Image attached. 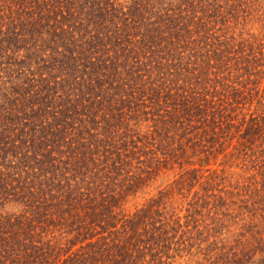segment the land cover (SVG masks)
I'll use <instances>...</instances> for the list:
<instances>
[{"label": "trees", "instance_id": "16d2710c", "mask_svg": "<svg viewBox=\"0 0 264 264\" xmlns=\"http://www.w3.org/2000/svg\"><path fill=\"white\" fill-rule=\"evenodd\" d=\"M236 1L0 0V264H264V34Z\"/></svg>", "mask_w": 264, "mask_h": 264}, {"label": "rangeland", "instance_id": "374dc122", "mask_svg": "<svg viewBox=\"0 0 264 264\" xmlns=\"http://www.w3.org/2000/svg\"><path fill=\"white\" fill-rule=\"evenodd\" d=\"M238 4L242 3L241 9H245L247 11L248 19H247V29L250 30L251 34L254 35H263L264 34V0H237ZM220 159L217 163H212L210 168L218 169L219 171L222 169L220 166ZM180 173L179 169H175L174 171H169L165 176L160 178L156 183H154L147 192L151 194H155L159 188L166 186L168 183L172 182L176 179V176ZM228 174L235 175V179H243L245 177H249L253 174L252 171L244 172V168L241 164L237 163V168L230 169L227 172ZM149 196L140 195L136 200H132L131 203L127 205V208L133 210L135 206H142L145 203V200ZM204 255H196V256H187L184 255L182 258H179L175 264H205Z\"/></svg>", "mask_w": 264, "mask_h": 264}]
</instances>
